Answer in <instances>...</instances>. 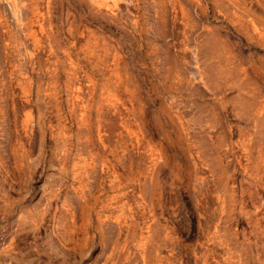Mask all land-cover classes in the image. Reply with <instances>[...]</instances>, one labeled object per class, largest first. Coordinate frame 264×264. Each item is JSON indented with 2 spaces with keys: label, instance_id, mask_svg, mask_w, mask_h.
<instances>
[{
  "label": "rangeland",
  "instance_id": "rangeland-1",
  "mask_svg": "<svg viewBox=\"0 0 264 264\" xmlns=\"http://www.w3.org/2000/svg\"><path fill=\"white\" fill-rule=\"evenodd\" d=\"M0 264H264V0H0Z\"/></svg>",
  "mask_w": 264,
  "mask_h": 264
}]
</instances>
